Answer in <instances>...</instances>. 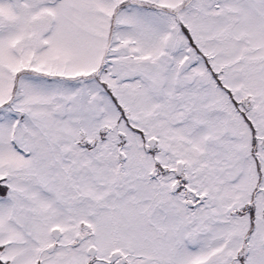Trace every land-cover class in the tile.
Instances as JSON below:
<instances>
[{
    "label": "snow or ice",
    "instance_id": "1",
    "mask_svg": "<svg viewBox=\"0 0 264 264\" xmlns=\"http://www.w3.org/2000/svg\"><path fill=\"white\" fill-rule=\"evenodd\" d=\"M0 264H264V0H0Z\"/></svg>",
    "mask_w": 264,
    "mask_h": 264
}]
</instances>
